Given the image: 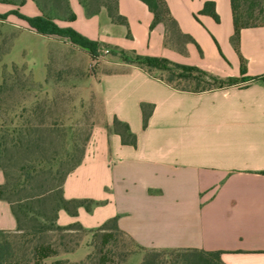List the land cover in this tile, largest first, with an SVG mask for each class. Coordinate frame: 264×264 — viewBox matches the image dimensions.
Masks as SVG:
<instances>
[{"label":"crops","instance_id":"1","mask_svg":"<svg viewBox=\"0 0 264 264\" xmlns=\"http://www.w3.org/2000/svg\"><path fill=\"white\" fill-rule=\"evenodd\" d=\"M117 1L126 24L104 8L88 15L80 0H69L74 21L56 23L94 42L246 82L186 92L117 57L103 61L99 121L82 164L63 185L66 200L103 204L80 207L76 216L62 209L58 225L90 230L116 219L119 233L141 250L198 249L221 252L223 264H264V25L241 29L235 43L231 0H165L181 32L195 41L182 53L166 44L163 25L151 28L154 15L145 3ZM13 8L0 5V14ZM19 11L42 15L33 0ZM115 119L129 126L135 145L113 130ZM17 226L0 198V230Z\"/></svg>","mask_w":264,"mask_h":264},{"label":"rangeland","instance_id":"2","mask_svg":"<svg viewBox=\"0 0 264 264\" xmlns=\"http://www.w3.org/2000/svg\"><path fill=\"white\" fill-rule=\"evenodd\" d=\"M99 2L115 13L114 0ZM92 4L94 8L98 6L96 0H93ZM0 5L6 8L14 7L10 4ZM103 8L106 9L103 6L101 10ZM105 13L108 15L107 9ZM32 31L34 30L26 22L16 16L6 21L0 20V83L6 75L8 78L12 76L16 82L28 80L32 95L39 93L43 99H55L62 95L67 101L71 99L73 102L50 107L51 115L44 119L43 134L39 135L41 150L33 151L29 155L20 154L21 159L37 158L35 160L39 161L36 165V177L25 183L26 189L17 195V199L43 193L42 202L32 203L33 210L43 212V217L37 222L28 219L23 221L24 238H17L15 247L23 252L21 244H24L29 264L34 263L32 249L40 244H49L58 252L43 264H55L65 253L80 249L75 257H68L67 261L58 264H144L147 258L156 260L155 264H163L164 257H157L152 251L137 248L129 238L119 233L112 223L90 230L80 225H58L56 202L61 196L62 180L81 158L82 151L87 150L86 140L91 137L92 130L99 121L101 110L97 102L96 88L102 63L108 58H122L117 50L106 52L107 49H99V56L93 59L87 50L73 45L67 38L55 36L46 39ZM14 67L18 68L16 74H12ZM154 75L164 76L157 71ZM237 82L241 84L246 80L240 78ZM8 159H11L10 153ZM21 159L0 161L2 184H5L6 180L1 166H7L10 189L24 181V164ZM96 203L95 205L103 204ZM109 230H112L115 238L103 246V235ZM17 236L22 234L18 233ZM71 259L73 261H70Z\"/></svg>","mask_w":264,"mask_h":264},{"label":"trees","instance_id":"3","mask_svg":"<svg viewBox=\"0 0 264 264\" xmlns=\"http://www.w3.org/2000/svg\"><path fill=\"white\" fill-rule=\"evenodd\" d=\"M39 7L42 15L37 17H27L20 13V8L26 4V0H0V4H10L15 7L14 10L5 14H0V20L6 21L10 15L16 16L18 19L27 23V25L36 31L38 34L47 37H64L71 41L75 46L87 50L93 59H96L99 54V49L117 50L123 61L135 64L149 74L154 75V72H160L164 76H156L173 88L193 93H201L216 89H223L237 85V79L222 78L208 71L202 70L197 66L183 65L171 61L163 57L143 56L135 52L125 51L123 49L109 46L105 43L94 42L83 37L70 27L62 28L56 23V20L72 22L76 16L70 6L69 0H33ZM145 3L154 15V20L151 28L158 25H163L165 28L166 44L171 45L180 52L184 53L188 43H195L194 39L181 32L178 23L171 16L167 2L165 0H141ZM81 4L86 9L88 15H97L101 11V7H106L108 16L115 22L126 24L123 17L118 14V1L114 0L115 13L108 6L100 4L96 0L95 8L92 6L93 0H80ZM212 4H207L206 8ZM231 5L234 14L235 34L233 40L238 42L240 31L243 28L256 27L264 25V0H231ZM210 13L217 19L213 11ZM1 61V58H0ZM18 73V68L14 67L12 74ZM13 80V81H12ZM29 81H14L11 76L6 75L0 83V161H8L12 159H21L20 154H30L33 151L41 150L39 143V135L43 134L44 119L51 115L52 106H60L68 101L59 96L55 99H43L39 93L31 94L32 87ZM148 115H144V124L147 125ZM33 122L37 124H33ZM113 130L120 134L122 140L126 144L135 145L136 136L130 131L126 123L115 119L113 122ZM90 136L86 142L88 145ZM86 150L82 151L81 158L72 166L62 180V186L67 177L82 164ZM10 153V158H9ZM37 159V158H35ZM33 158H23V177L24 181L16 184L11 189L8 187L10 182L7 166H1L6 180L5 184L0 185V198L6 201L12 209V212L17 220V229L14 231L0 230V264H29L26 260V252L24 244H21L23 252H20L15 247L17 238H24L23 221H38L43 217V212L33 210L32 203L42 202V194L27 197L26 199H17V195L25 191V183L31 182L38 173L37 162ZM44 160V159H43ZM24 183V184H23ZM92 204H97L94 200H66L63 196V187L61 196L56 202V219L60 210H65L69 214L76 216L80 207H85L90 211ZM46 219V218H45ZM49 220V218L47 217ZM46 219V220H47ZM116 230L117 221L114 219L111 222ZM18 233L22 236L18 237ZM115 238V234L105 233L103 235V246H106ZM157 257H164L163 264H223L221 252H210L198 249H177L157 251L151 250ZM33 264H43V262L58 254L57 250L49 244H40L32 249ZM156 260L147 258L144 264H155ZM58 264V263H55Z\"/></svg>","mask_w":264,"mask_h":264},{"label":"built area","instance_id":"4","mask_svg":"<svg viewBox=\"0 0 264 264\" xmlns=\"http://www.w3.org/2000/svg\"><path fill=\"white\" fill-rule=\"evenodd\" d=\"M109 50H106V52H108Z\"/></svg>","mask_w":264,"mask_h":264}]
</instances>
